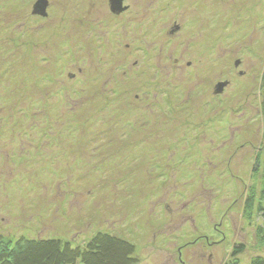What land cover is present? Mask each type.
Wrapping results in <instances>:
<instances>
[{
	"label": "rangeland",
	"instance_id": "rangeland-1",
	"mask_svg": "<svg viewBox=\"0 0 264 264\" xmlns=\"http://www.w3.org/2000/svg\"><path fill=\"white\" fill-rule=\"evenodd\" d=\"M39 1L0 0V235L106 233L138 264H225L245 244L247 264L264 0H47L46 17Z\"/></svg>",
	"mask_w": 264,
	"mask_h": 264
},
{
	"label": "trees",
	"instance_id": "trees-1",
	"mask_svg": "<svg viewBox=\"0 0 264 264\" xmlns=\"http://www.w3.org/2000/svg\"><path fill=\"white\" fill-rule=\"evenodd\" d=\"M257 215L262 224L255 231L258 254L247 264H264V179L261 192L255 186L250 189L244 207V217L251 223ZM247 250L245 244L234 248L225 264H242L239 255ZM135 246L114 235L99 233L84 247H73L69 242L51 240L15 241L0 235V264H138ZM261 253V254H260Z\"/></svg>",
	"mask_w": 264,
	"mask_h": 264
},
{
	"label": "water",
	"instance_id": "water-1",
	"mask_svg": "<svg viewBox=\"0 0 264 264\" xmlns=\"http://www.w3.org/2000/svg\"><path fill=\"white\" fill-rule=\"evenodd\" d=\"M124 1L125 0H110L112 12L118 14L125 11L126 9L123 7ZM48 6L49 5L47 0H40L34 7V14L46 17ZM223 86L224 84H221L220 89H222Z\"/></svg>",
	"mask_w": 264,
	"mask_h": 264
}]
</instances>
